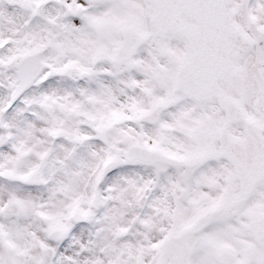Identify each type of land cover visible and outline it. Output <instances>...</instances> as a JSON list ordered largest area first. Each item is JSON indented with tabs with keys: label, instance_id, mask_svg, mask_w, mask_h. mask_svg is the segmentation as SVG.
<instances>
[{
	"label": "snow or ice",
	"instance_id": "obj_1",
	"mask_svg": "<svg viewBox=\"0 0 264 264\" xmlns=\"http://www.w3.org/2000/svg\"><path fill=\"white\" fill-rule=\"evenodd\" d=\"M0 264H264V0H0Z\"/></svg>",
	"mask_w": 264,
	"mask_h": 264
}]
</instances>
